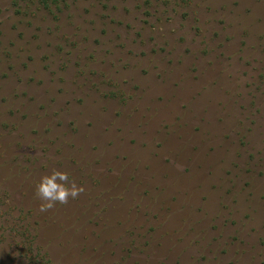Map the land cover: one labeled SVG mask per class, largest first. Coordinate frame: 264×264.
I'll return each instance as SVG.
<instances>
[{
  "label": "rangeland",
  "instance_id": "374dc122",
  "mask_svg": "<svg viewBox=\"0 0 264 264\" xmlns=\"http://www.w3.org/2000/svg\"><path fill=\"white\" fill-rule=\"evenodd\" d=\"M0 264H264V0H0Z\"/></svg>",
  "mask_w": 264,
  "mask_h": 264
},
{
  "label": "clouds",
  "instance_id": "9594fccd",
  "mask_svg": "<svg viewBox=\"0 0 264 264\" xmlns=\"http://www.w3.org/2000/svg\"><path fill=\"white\" fill-rule=\"evenodd\" d=\"M85 191L78 186L68 172L53 169L44 175L36 185L35 195L41 201L39 212L45 213L57 205H66L69 200H76Z\"/></svg>",
  "mask_w": 264,
  "mask_h": 264
}]
</instances>
